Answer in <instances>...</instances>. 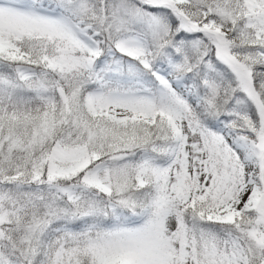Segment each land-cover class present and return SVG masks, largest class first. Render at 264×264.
<instances>
[{
	"label": "snow or ice",
	"instance_id": "1",
	"mask_svg": "<svg viewBox=\"0 0 264 264\" xmlns=\"http://www.w3.org/2000/svg\"><path fill=\"white\" fill-rule=\"evenodd\" d=\"M0 264H264V0H0Z\"/></svg>",
	"mask_w": 264,
	"mask_h": 264
}]
</instances>
